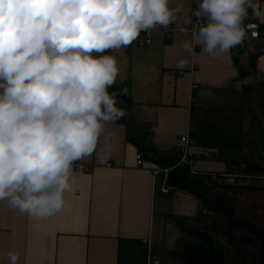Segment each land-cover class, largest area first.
I'll list each match as a JSON object with an SVG mask.
<instances>
[{
	"label": "crops",
	"instance_id": "0c3cea01",
	"mask_svg": "<svg viewBox=\"0 0 264 264\" xmlns=\"http://www.w3.org/2000/svg\"><path fill=\"white\" fill-rule=\"evenodd\" d=\"M170 6L183 8L171 40L157 27L151 47L135 43L105 53L120 69L111 87L123 86L115 94L127 97L131 115L154 126L149 142L158 151L182 149L187 137L185 160L193 173L225 183L232 174L220 152L244 150L254 123L244 97L251 79L242 80L241 70L250 55L256 57L264 85V41L241 43L220 59L196 49L188 66L178 69L176 62L187 56L180 44L191 38L179 28L188 29L184 19L195 2L170 0ZM253 19L264 32V23ZM104 135L109 150L102 151L101 141L97 152L74 162L72 190L56 215L29 217L0 201V264H8L10 250L19 254V264H208L207 241L192 232L201 229L192 220L202 215L197 200L169 185L170 192L162 193L164 176L154 180L153 164L137 165L140 154L130 142L135 132L119 120L108 122ZM79 165L90 172L78 174Z\"/></svg>",
	"mask_w": 264,
	"mask_h": 264
},
{
	"label": "clouds",
	"instance_id": "9594fccd",
	"mask_svg": "<svg viewBox=\"0 0 264 264\" xmlns=\"http://www.w3.org/2000/svg\"><path fill=\"white\" fill-rule=\"evenodd\" d=\"M183 12L170 0H0V201L29 217L60 212L72 190L73 164L109 150L108 122L125 115L108 89L120 50ZM264 23L261 0H197L181 33L188 66L198 54L220 59ZM195 18V23L192 18ZM8 264H19L15 251Z\"/></svg>",
	"mask_w": 264,
	"mask_h": 264
},
{
	"label": "water",
	"instance_id": "95a60500",
	"mask_svg": "<svg viewBox=\"0 0 264 264\" xmlns=\"http://www.w3.org/2000/svg\"><path fill=\"white\" fill-rule=\"evenodd\" d=\"M251 58L252 55L249 56L245 67L251 79V87L247 92H244L253 96L248 109L253 122L258 128L252 137L253 150L241 160H232L231 162L246 176H264V85L251 66ZM113 97L116 100V106L125 113L119 121L135 132L130 142L138 150L142 160L167 170L168 173L165 177L167 185L192 195L199 203L200 211L204 212V218L207 217L208 212H210L209 218L216 208L224 205L227 191L264 193V188L223 185L218 182L209 183L201 175H195L191 164L184 159L185 154L181 148L173 149L167 154L158 151L149 142L154 126L142 124L131 115V103L125 95L115 94ZM224 208L227 207L224 205ZM223 216L222 226L219 228L200 225L202 231L198 227L199 232L192 230L194 233H200L207 241L208 261L206 263L226 264L227 249L237 252L240 259L248 260L247 247L250 245L256 250L255 253L250 254L252 264H264V239L259 238L252 243L251 236L253 235L254 226L246 219L236 221L231 212L224 213ZM180 222L185 224V220ZM226 240H230L231 243L227 245ZM256 254H259V260L255 259Z\"/></svg>",
	"mask_w": 264,
	"mask_h": 264
},
{
	"label": "flooded vegetation",
	"instance_id": "af4514ba",
	"mask_svg": "<svg viewBox=\"0 0 264 264\" xmlns=\"http://www.w3.org/2000/svg\"><path fill=\"white\" fill-rule=\"evenodd\" d=\"M240 171V170H239ZM230 175H226L224 177H227ZM235 178H241L240 182L246 183L249 182L248 185L243 184H228L226 183H219L223 185H242V186H252V187H260L264 188V176L256 175V176H246L243 173L234 175ZM215 182V181H214ZM209 183H213L212 181H209ZM227 196L224 199L222 207L216 208L214 212L211 213V216L208 215L210 212L206 214L205 216L204 212L201 216H199L193 223L200 224V225H209L214 228H219L222 226V220L224 213L231 212L234 216V219L236 221H239L240 219H246L248 220L253 226V235L252 237V243L255 242L257 239L261 238L264 239V193L259 192H236V191H227ZM227 218V217H226ZM240 235V233H239ZM231 243L230 240H226V244L228 245ZM220 245V244H218ZM221 247H223L221 245ZM227 249V248H226ZM248 250V260H242L239 258V255L234 250L227 249V262L226 264H252L250 254L255 253L256 250L252 246L247 247ZM260 250V249H259ZM232 252V257L231 253ZM259 254H256L255 259L259 260Z\"/></svg>",
	"mask_w": 264,
	"mask_h": 264
},
{
	"label": "built area",
	"instance_id": "2783aa9c",
	"mask_svg": "<svg viewBox=\"0 0 264 264\" xmlns=\"http://www.w3.org/2000/svg\"><path fill=\"white\" fill-rule=\"evenodd\" d=\"M197 7V5L194 7V9ZM193 9V10H194ZM194 23H195V18H192ZM245 24H249L251 25V27L246 31V35H245V39L242 43H245L247 41H254V40H263L264 41V32L261 30V25L258 21L254 20L252 18V21L247 22ZM193 25H189L188 30L191 31V29L193 28ZM178 31V28L175 27V25H170L167 29L162 28L161 29V33L162 35L167 39V40H171L172 36L175 32ZM190 33V32H189ZM136 44L142 46V47H151L152 46V35L149 33L147 35H145L142 39H139ZM199 49V48H197ZM182 142H183V152L186 155L189 152V140L187 137H183L182 138ZM185 159V156H184ZM137 165L139 167H143L145 165V162L142 160L141 156L138 155L137 156ZM77 173L78 174H85L90 172V169L85 167L84 165H79L76 168ZM168 171L161 169L157 166L154 165V168L152 169V174L154 177V180H156V178L160 177L161 175L164 176V185L162 187V193L164 194H168L170 192V188L165 187L167 185L166 182V175H167ZM230 178H235L236 176H227ZM145 245H148V242H144Z\"/></svg>",
	"mask_w": 264,
	"mask_h": 264
},
{
	"label": "trees",
	"instance_id": "16d2710c",
	"mask_svg": "<svg viewBox=\"0 0 264 264\" xmlns=\"http://www.w3.org/2000/svg\"><path fill=\"white\" fill-rule=\"evenodd\" d=\"M194 2H195V6H196L197 5V0H194ZM250 21H252L251 13H249V17H248L247 20H245L244 23H247V22H250ZM145 35L146 34L144 32H141V34L138 37V39L136 41H134L132 44H135L139 39H142ZM245 43H247V42H245ZM255 59H256V57H255ZM255 59L251 60V66H252L253 70L255 71V73L257 74L258 79L261 82H263L262 81V78L260 77V75H258L259 73H258V71L255 68ZM249 77H250L249 74L246 72V70L243 67L242 70H241V79L242 80H245V79H247ZM121 88H123V86H113V87H110L108 89V91L113 95L116 92H118L119 90H121ZM244 97L245 98L247 97V99H246V106H247L251 102L252 96L249 95V94L248 95L245 94ZM263 109H264V105H263ZM257 128H258V126L255 123H253L252 126H251V128L248 131V136L251 137V138H249L247 140V143H246V146H245V149L244 150H242V151H221L220 152V155H219V160L225 162L227 164V166L229 167V169L231 168V169L235 170V166L232 164L231 161L232 160H241L242 158H239L238 159V157H241L240 156L241 154L243 155L246 151L250 150L253 147V145H252V137L255 134ZM236 170H237L238 174L242 173L238 169H236ZM192 220L193 221H196L198 219H192Z\"/></svg>",
	"mask_w": 264,
	"mask_h": 264
},
{
	"label": "rangeland",
	"instance_id": "374dc122",
	"mask_svg": "<svg viewBox=\"0 0 264 264\" xmlns=\"http://www.w3.org/2000/svg\"><path fill=\"white\" fill-rule=\"evenodd\" d=\"M230 171V172H229ZM228 172L230 173V174H232V175H230V176H234V175H237V170H236V168H235V170H233V169H229L228 170ZM229 175V174H228ZM225 180H226V183H228V184H240L241 182V180H243V179H241L240 177L239 178H230V177H225ZM241 184H245V185H248L249 184V182H246V183H241Z\"/></svg>",
	"mask_w": 264,
	"mask_h": 264
}]
</instances>
